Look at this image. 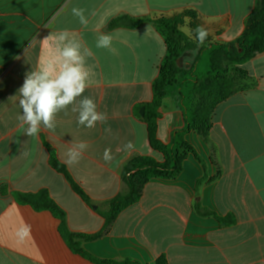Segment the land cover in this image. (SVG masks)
<instances>
[{
  "label": "crops",
  "instance_id": "1",
  "mask_svg": "<svg viewBox=\"0 0 264 264\" xmlns=\"http://www.w3.org/2000/svg\"><path fill=\"white\" fill-rule=\"evenodd\" d=\"M252 0H0V264H95L75 253L50 211L21 204L15 194L48 190L65 211L72 232L94 234L105 219L73 190L68 177L52 165V156L66 167L93 205L104 209L126 191L122 172L133 160L151 156L147 124L140 110L153 98V82L167 54L162 35L150 19L171 17L183 10L196 14L208 42L236 44L252 11ZM85 9L87 26L72 13ZM251 8V9H250ZM148 19L135 28H110L119 15ZM186 36L197 42L187 22ZM67 30L80 43L89 72L85 96L93 98L107 123L80 126L77 113L56 116L55 130L24 135L17 119L18 89L26 73L60 61L57 36ZM112 36V49L96 47L100 34ZM249 86L220 103L206 142L195 131L186 135L206 163L209 181L196 193L204 168L193 154L175 179L154 178L140 200L123 210L97 239L82 247L102 259L132 258L157 264H264V52L239 66ZM139 114V115H138ZM179 101L167 97L160 109L158 138L167 143L176 129L186 128ZM27 125H25V128ZM110 127L111 131H106ZM88 145L78 163L68 165L73 143ZM131 143L130 149L125 145ZM105 149L112 159H104ZM225 216L233 226L195 211L196 202ZM31 226L23 240L17 235Z\"/></svg>",
  "mask_w": 264,
  "mask_h": 264
},
{
  "label": "trees",
  "instance_id": "2",
  "mask_svg": "<svg viewBox=\"0 0 264 264\" xmlns=\"http://www.w3.org/2000/svg\"><path fill=\"white\" fill-rule=\"evenodd\" d=\"M189 19L192 34L196 36L198 27L196 14L191 10H183L171 17L150 19L155 29L162 35L167 46V54L159 68L158 77L153 82V98L145 105L143 115H139L147 124L150 145L153 150L163 156V161H157L151 156L139 157L131 161L123 170L122 178L126 191L118 194L109 201V208L102 212L106 219L105 227L95 234L72 233L66 222L65 211L52 199L48 190L36 193H16L19 203L30 205L37 211H50L60 221L59 230L69 247L75 252L95 264H142L132 258L123 260L101 259L82 247L81 241H92L100 237L112 225L117 216L127 207L137 203L143 192L144 185L154 178L175 179L183 170L184 160L193 154L204 168L203 176L196 184L197 194L200 187L210 179L206 171V163L195 148L187 141L186 135L195 131L202 139L209 142V134L213 123V116L217 106L232 95L249 86V74L239 66L264 52V0H258L252 10L242 37L236 44L208 42L205 40L195 54L194 60L188 68L181 65L183 56L196 49V45L181 30ZM145 20L123 14L110 21V28H135ZM205 64L201 66V63ZM174 95L179 101L183 113L184 129H176L170 141L162 142L158 138V119L163 101ZM53 167L64 173L75 191L84 200L88 196L68 176L66 167L52 156ZM195 211L202 216L217 218L223 225L236 222L233 215L219 216L216 212L196 202ZM157 264H169L167 258L161 255Z\"/></svg>",
  "mask_w": 264,
  "mask_h": 264
},
{
  "label": "clouds",
  "instance_id": "3",
  "mask_svg": "<svg viewBox=\"0 0 264 264\" xmlns=\"http://www.w3.org/2000/svg\"><path fill=\"white\" fill-rule=\"evenodd\" d=\"M72 13L79 19L83 26H87L88 18L85 9L73 7ZM195 39L199 45H203L208 38V31L202 27L195 29ZM69 32L64 30L57 36L61 47L59 50L60 61H49L44 67L26 73L22 86L18 89L19 107L22 113L17 119L24 135L36 137L41 129L53 131L56 127V116L60 112L67 114L71 109L77 113V123L80 126L93 128L97 123H107L106 113L97 110L95 100L84 93L88 87L89 72L86 70V57L92 52L89 49L81 51L80 43L69 39ZM96 47L112 49V36L102 33L98 36ZM25 125L27 127L25 128ZM110 132L111 128H106ZM131 143L125 145L130 149ZM88 145L85 142L73 143L68 149V165L79 162ZM104 159L106 162L112 159L111 150L105 149ZM31 226L24 225L17 235L21 240L30 235Z\"/></svg>",
  "mask_w": 264,
  "mask_h": 264
},
{
  "label": "rangeland",
  "instance_id": "4",
  "mask_svg": "<svg viewBox=\"0 0 264 264\" xmlns=\"http://www.w3.org/2000/svg\"><path fill=\"white\" fill-rule=\"evenodd\" d=\"M257 1L258 0H252V3H251V6H252V8L254 9L255 7H256V5H257ZM251 9V8H250ZM252 9V10H253ZM252 12V11H251ZM251 14V13H250ZM188 22V19H186V21H185V25L184 26H182L181 27V30L183 31V32H187L188 31V28H187V23ZM194 42V41H193ZM237 43V42H236ZM194 44L197 46L196 47V49L195 50H193V51H190V52H187L184 56H183V61L181 62V65L183 66V67H185V68H188L190 65H191V63L193 62V60H194V57H195V54L198 52V49L199 48H201V46L202 45H199L197 42H194ZM204 44H206V43H204ZM205 64V61H203L202 63H201V66H203ZM164 102V101H163ZM163 105V104H162ZM215 113V112H214ZM123 179V178H122ZM75 183V182H74ZM124 183V182H123ZM197 184V183H196ZM71 185H72V183H71ZM76 185H78L77 183H76ZM79 186V185H78ZM80 187V186H79ZM126 187V186H125ZM72 188H73V186H72ZM144 188V187H143ZM80 189H81V187H80ZM73 190H74V188H73ZM82 190V189H81ZM200 190V189H199ZM75 191V190H74ZM83 191V190H82ZM49 192V191H48ZM77 192V191H76ZM125 192V191H124ZM21 193V192H20ZM78 193V192H77ZM85 193V192H84ZM123 193V192H122ZM196 193H197V191H196ZM79 194V193H78ZM198 195H199V193H198ZM82 197V196H81ZM84 201H86V200H84ZM90 206H92V208H94V209H97V211H98V213L100 214V215H102V212H105V211H107L108 210V208H109V202L107 203V205H106V207L104 208V209H102V208H100V207H97L96 205H93L92 204V202H91V200H90V198L88 197V201H86ZM199 202V201H198ZM201 203V202H200ZM59 206V205H58ZM60 207V206H59ZM61 208V207H60ZM210 210V209H209ZM212 211V210H211ZM218 214V213H217ZM219 215V214H218ZM229 215H233L232 213H229V214H227V215H225V216H222V217H226V216H229ZM103 216V215H102ZM219 216H221V215H219ZM234 216V215H233ZM235 217V216H234ZM215 218V217H214ZM105 219V218H104ZM218 222H219V224L221 225V226H227V227H229V226H233L234 224L232 223L231 225H223L222 223H220V221L217 219V218H215ZM66 222H67V218H66ZM68 225V224H67ZM105 225H106V219H105ZM69 227V226H68ZM105 227V226H104ZM70 229V228H69ZM71 231V230H70ZM72 232V231H71ZM72 233H77V232H72ZM77 234H86V233H77ZM95 234V233H94ZM88 235H90V234H88ZM84 242H86V241H81V243L83 244ZM102 259V258H101ZM143 264V263H142Z\"/></svg>",
  "mask_w": 264,
  "mask_h": 264
},
{
  "label": "water",
  "instance_id": "5",
  "mask_svg": "<svg viewBox=\"0 0 264 264\" xmlns=\"http://www.w3.org/2000/svg\"><path fill=\"white\" fill-rule=\"evenodd\" d=\"M144 110H145V106H143L140 110V114L143 115L144 114Z\"/></svg>",
  "mask_w": 264,
  "mask_h": 264
}]
</instances>
